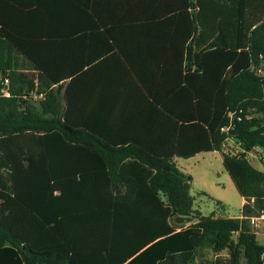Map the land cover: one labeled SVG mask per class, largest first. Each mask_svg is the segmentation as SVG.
<instances>
[{
	"label": "trees",
	"instance_id": "1",
	"mask_svg": "<svg viewBox=\"0 0 264 264\" xmlns=\"http://www.w3.org/2000/svg\"><path fill=\"white\" fill-rule=\"evenodd\" d=\"M176 16L168 81L153 88L154 74L133 73L161 137L121 143L70 118L62 76L74 72L43 60L53 33L0 24V264H263L248 218L264 211V174L244 153H222L246 203L240 218L201 216L173 159L221 152L229 135L264 151V76L252 70L264 59V0H188ZM34 80L43 101L27 97ZM234 110L240 120L220 132Z\"/></svg>",
	"mask_w": 264,
	"mask_h": 264
},
{
	"label": "crops",
	"instance_id": "2",
	"mask_svg": "<svg viewBox=\"0 0 264 264\" xmlns=\"http://www.w3.org/2000/svg\"><path fill=\"white\" fill-rule=\"evenodd\" d=\"M187 2L0 0V24L26 26L27 33L35 32V26H42V33L56 36L44 48L43 60L57 73L74 72L62 76L68 113L74 122L97 126L111 142L136 138L138 133L155 138L161 137L163 118H153L152 122L140 112L153 108L141 93V85L133 73L154 74L146 82L153 88L168 81L163 80L161 73L172 72L177 67L178 52L172 41L179 38L177 12ZM26 72H32L36 78L35 71ZM34 83L33 98L29 99L45 100V94L37 89V80ZM217 153L222 155L223 151ZM176 159H173L175 163ZM241 199L243 206L244 198ZM240 217L241 213L236 218ZM185 221L186 226L192 223ZM255 235L264 246L259 241L264 232ZM262 259L264 264V253Z\"/></svg>",
	"mask_w": 264,
	"mask_h": 264
},
{
	"label": "rangeland",
	"instance_id": "3",
	"mask_svg": "<svg viewBox=\"0 0 264 264\" xmlns=\"http://www.w3.org/2000/svg\"><path fill=\"white\" fill-rule=\"evenodd\" d=\"M33 76L32 72H27ZM241 145L229 135L222 145L223 154H240ZM255 157L259 153L253 152ZM248 156L250 165L259 171L264 172V167L260 165L252 156ZM176 166L185 175L190 177L189 194L192 197V209L200 213L201 216L211 214L221 217H238L242 209V199L239 196L233 182L222 165V155L217 152H206L189 159H176ZM219 203L221 205L217 206ZM264 206V204H263ZM264 210V207H263ZM190 222V220H189ZM173 225L186 226L187 221L172 220ZM259 241L264 244V236L259 237ZM206 258H210L209 253Z\"/></svg>",
	"mask_w": 264,
	"mask_h": 264
},
{
	"label": "built area",
	"instance_id": "4",
	"mask_svg": "<svg viewBox=\"0 0 264 264\" xmlns=\"http://www.w3.org/2000/svg\"><path fill=\"white\" fill-rule=\"evenodd\" d=\"M252 70L254 71V73L259 76V77H263L264 76V59L262 58V56H259V65H252ZM0 84L2 86V90L1 93L3 96L8 97L9 96V92H8V87H9V80L7 78V76H1L0 77ZM40 98L42 97V95H38ZM28 98H33V91L30 92L27 95ZM241 112V110L238 111H228L226 113L227 117H228V121L229 124L225 127H222L220 129V132L223 133H227L228 130L230 128H232L233 125V121H239L240 120V116L238 115ZM240 153H244L245 154V158L248 159V156H252V158L256 159L261 165L264 166V151L262 148L260 147H254L253 149L249 150V151H243V149H240ZM257 152L259 153L257 155V157H255L253 152ZM244 202L246 203V200L244 199ZM251 203L253 202V199H251L250 201ZM249 220V224L252 227L253 231L255 234H258L259 232H264V211H260L258 212L256 215H253L251 217L248 218Z\"/></svg>",
	"mask_w": 264,
	"mask_h": 264
},
{
	"label": "water",
	"instance_id": "5",
	"mask_svg": "<svg viewBox=\"0 0 264 264\" xmlns=\"http://www.w3.org/2000/svg\"><path fill=\"white\" fill-rule=\"evenodd\" d=\"M182 219L181 218H178V221H181Z\"/></svg>",
	"mask_w": 264,
	"mask_h": 264
}]
</instances>
